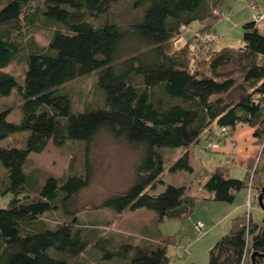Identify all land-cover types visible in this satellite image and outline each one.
Returning a JSON list of instances; mask_svg holds the SVG:
<instances>
[{
  "label": "trees",
  "instance_id": "trees-1",
  "mask_svg": "<svg viewBox=\"0 0 264 264\" xmlns=\"http://www.w3.org/2000/svg\"><path fill=\"white\" fill-rule=\"evenodd\" d=\"M119 1L6 0L0 8V95L16 87L21 99L19 122L8 120L9 109L0 106V141L27 132L22 147L0 145V196L11 195L0 207V264H73L90 248L98 264L169 263L168 237L115 244L78 217L74 199L93 175L90 149L101 131L141 150L131 184L101 206L116 213L145 208L158 223L190 213L195 198L185 185L172 183L149 192L164 183L163 147L189 146L203 136L223 143L228 131L248 125L264 154V34L253 17L242 25V46L211 49L199 59L190 42L176 47L173 41L190 24L209 19L222 0H144L141 17L127 23L110 20ZM39 18L44 26L60 27L46 46L32 39L24 47L25 29ZM17 59L26 67L23 82L5 70ZM94 71L103 103L74 111L62 87ZM68 140L84 143L82 173L71 169L40 181L27 171L31 153ZM170 170L193 172L189 152ZM255 174L261 192L264 166ZM247 185V178L230 176L225 165H217L204 183L210 199L230 203ZM53 212L62 214L55 226L47 217ZM208 264H264V209L257 221L236 217L210 248Z\"/></svg>",
  "mask_w": 264,
  "mask_h": 264
},
{
  "label": "rangeland",
  "instance_id": "rangeland-1",
  "mask_svg": "<svg viewBox=\"0 0 264 264\" xmlns=\"http://www.w3.org/2000/svg\"><path fill=\"white\" fill-rule=\"evenodd\" d=\"M6 0H0V8ZM253 5H257L253 8ZM146 6L144 0H120L117 3L110 20L127 23L141 17ZM221 7V8H220ZM260 10L264 12V0H222L219 7H215L212 16L205 21V26L194 22L187 26V30L173 41L176 47L183 45L189 47L199 59L208 57L211 49L218 50L225 46L238 48L243 45L242 25L252 19L250 14ZM107 17L102 15L104 21ZM46 19V18H44ZM41 18L31 30L25 29L21 43L29 46L33 41L39 46H46L50 41L53 31L60 24L42 25ZM245 20V21H244ZM254 20V19H253ZM239 23L237 27H229V32L223 29V24L229 22ZM244 21V22H243ZM264 19L256 22L263 23ZM46 22V20H45ZM243 22V23H240ZM50 26V27H49ZM259 29V27H258ZM203 45H202V44ZM205 44V45H204ZM208 44V45H207ZM195 62H198L196 58ZM25 64L22 60H15L5 70L14 74L20 82L24 80ZM98 71L81 76L73 81L67 82L62 87L68 91L71 97L74 111L83 110L87 106L102 104L101 90L96 86ZM21 99L15 87L9 95H0V106L9 109L8 120L19 122L21 119ZM124 120V119H122ZM237 126L235 131H243ZM27 132L17 133L0 141L1 146L12 147L24 146V137ZM227 141L219 143L212 139L210 142L218 144L217 147H208V139L203 136L197 143L181 147H163L165 155L164 172L159 182L150 189V193H160L166 184L185 185L186 194L194 196L192 211L185 216L177 218H166L156 223L155 235H150L154 222L152 213L148 209L126 210L116 213L109 208L101 206L102 201L115 193L124 192L133 180L134 165L138 161L141 150L123 140L115 138L107 131H101L90 149V160L93 165V175L87 187L83 188L74 199V206L78 209V217L87 228L96 230L102 236H110L115 244L121 242L147 243L158 242L162 237H168V264H208L209 251L214 243L230 230L232 221L243 214L248 219L252 215L253 220H260L263 209L258 202L260 194L258 185L262 182L256 176L257 168L264 166L263 144L258 146V153L247 161L246 157H237V142L231 132H227ZM251 135H254L253 132ZM231 141L235 142L231 144ZM222 144L229 146L228 155L219 152ZM235 145V150L232 146ZM84 143L68 140L62 146H56L52 142L42 152H33L29 155L26 169L33 177L40 181L47 174L61 177L72 169L82 173L84 166ZM185 151L190 154V162L193 172L188 170H170V165ZM234 157V158H233ZM217 165L228 167L229 175L248 180L247 188L240 191L234 202H222L210 200L205 193L210 192L204 187L207 174L213 171ZM70 171V172H72ZM264 176V174H263ZM258 187H257V186ZM11 195L0 196V207H6ZM240 204L239 208H236ZM48 221L52 226L60 223L62 214L53 212L47 214ZM197 221L203 223L202 233H196ZM198 229H201L198 228ZM208 231V232H207ZM200 232V231H199ZM148 234V235H147ZM150 235V236H149ZM96 252L92 248L86 254L80 255L73 264H98Z\"/></svg>",
  "mask_w": 264,
  "mask_h": 264
},
{
  "label": "crops",
  "instance_id": "crops-1",
  "mask_svg": "<svg viewBox=\"0 0 264 264\" xmlns=\"http://www.w3.org/2000/svg\"><path fill=\"white\" fill-rule=\"evenodd\" d=\"M251 18H252V13L250 14L249 18H247V19H251ZM243 22H240V23H243ZM199 23H201V26H205L204 24H206L205 21L204 22H199ZM228 24H230V21L229 22H225L223 24V26H222L223 29L226 31V33L229 32V30H230L229 27L232 28V27H237L239 25V23H232V22H231L230 26ZM258 27H259L260 32L264 34V21H263V23L259 24ZM242 129H243V131H240V132H238V131H235V133L232 132L233 138L237 142V148H236V154L235 155L237 157H241V158L242 157L243 158L246 157V159L248 161L249 158L251 159L254 155H256L258 153V146L260 145V142L254 135H251V133L253 132V128L252 127L246 125V127H242ZM223 143H224V140H223ZM229 150L230 149H229V146L227 144H222V147L219 149V152L221 151V152H224V153H226L228 155ZM263 178H264V176H263ZM239 193L240 192H238V194ZM238 194H237V196H238ZM205 195H207L206 196L207 198L210 197L209 193L208 194L205 193ZM210 200H213V199H210ZM239 207H240V204L238 206H236V208H239ZM141 209H143V208H141ZM147 211L151 212L149 210H147ZM152 217H153L154 222L150 223L153 226V227H151L153 229V231L150 229V231L152 232V234H150V235H155L156 223H155V218H154L153 213H152ZM230 227H231V225H230Z\"/></svg>",
  "mask_w": 264,
  "mask_h": 264
},
{
  "label": "built area",
  "instance_id": "built-area-1",
  "mask_svg": "<svg viewBox=\"0 0 264 264\" xmlns=\"http://www.w3.org/2000/svg\"><path fill=\"white\" fill-rule=\"evenodd\" d=\"M257 7V5H253V8H256ZM258 10V9H257ZM252 17H253V19H254V21H256V22H259V21H261V20H263L264 19V12H261L260 10H258V11H256L255 13H253L252 14ZM223 130H224V132L226 133V128L225 127H223L222 128ZM211 140H209L208 141V147H210V148H212V147H217L218 146V144H215V143H213V142H210ZM235 142L233 141H231V144H234ZM232 150L234 151L235 150V145L234 146H232ZM201 227V229H198V228H200ZM196 233H202V230L204 229L203 228V223L202 222H199V221H197V223H196ZM200 231V232H199Z\"/></svg>",
  "mask_w": 264,
  "mask_h": 264
},
{
  "label": "water",
  "instance_id": "water-1",
  "mask_svg": "<svg viewBox=\"0 0 264 264\" xmlns=\"http://www.w3.org/2000/svg\"><path fill=\"white\" fill-rule=\"evenodd\" d=\"M263 193H264V186H263V189L258 196V202H259L262 209H264Z\"/></svg>",
  "mask_w": 264,
  "mask_h": 264
}]
</instances>
